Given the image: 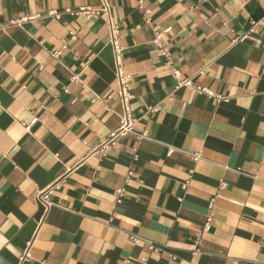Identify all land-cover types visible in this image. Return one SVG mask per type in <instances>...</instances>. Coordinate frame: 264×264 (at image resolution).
<instances>
[{
    "label": "crops",
    "instance_id": "1",
    "mask_svg": "<svg viewBox=\"0 0 264 264\" xmlns=\"http://www.w3.org/2000/svg\"><path fill=\"white\" fill-rule=\"evenodd\" d=\"M0 264H264V0H0Z\"/></svg>",
    "mask_w": 264,
    "mask_h": 264
},
{
    "label": "built area",
    "instance_id": "2",
    "mask_svg": "<svg viewBox=\"0 0 264 264\" xmlns=\"http://www.w3.org/2000/svg\"><path fill=\"white\" fill-rule=\"evenodd\" d=\"M104 10L108 11L107 5H105ZM84 14H91V9L88 10H82L81 11ZM227 26V25H226ZM111 38H110V45L113 49L114 54V62H115V75L116 80L118 83V98L121 106V114H120V125L118 129L113 133L112 137H110L109 141L104 143L103 147H105L107 144L113 142V140L120 135H128L133 132L134 127L136 123L138 122V119L133 115L131 104L134 99V95L132 93V82H133V76L127 74L125 72L124 67V48L121 45L120 40V32L117 26L111 23ZM155 38L153 40V43L156 45V49L158 52L161 53V55L165 58V64L168 67V70L171 74V76L179 81V85L185 86V87H191L195 88L198 92L202 94H206L217 101H221L224 98H222L219 95H216L215 93H212L208 88L206 87H194L193 81L190 78L187 79H181L182 75L177 68L173 55L170 51V49L167 47V45L163 41V33L157 29H154ZM247 35H244L242 37H237V40H244L246 39ZM60 53H55L56 56H58ZM158 110V107H152L150 109L151 112H156ZM173 151L170 152V154ZM138 159V157H135ZM199 154L193 155V160L198 161L200 159ZM131 175V172H130ZM129 175V176H130ZM61 184L60 182L55 183L54 185L48 187L47 189L40 191L37 195V202L39 205H41L44 209L43 216H42V223L46 220L50 210L53 207V202L51 201V196L53 193L60 188ZM184 187H187V183L184 185ZM126 194V190L124 188L117 189V203H122L124 197ZM206 228L209 229L210 225H206ZM153 250H157L155 247H152ZM29 258V251L25 254L24 258L21 259V261H25Z\"/></svg>",
    "mask_w": 264,
    "mask_h": 264
}]
</instances>
